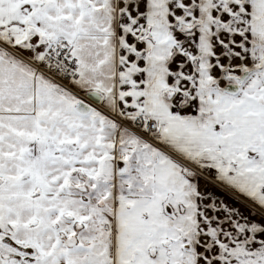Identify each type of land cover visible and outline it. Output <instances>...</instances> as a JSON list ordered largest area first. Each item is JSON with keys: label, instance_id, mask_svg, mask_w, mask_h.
<instances>
[{"label": "snow or ice", "instance_id": "6c2138e0", "mask_svg": "<svg viewBox=\"0 0 264 264\" xmlns=\"http://www.w3.org/2000/svg\"><path fill=\"white\" fill-rule=\"evenodd\" d=\"M0 264H264V0H0Z\"/></svg>", "mask_w": 264, "mask_h": 264}]
</instances>
